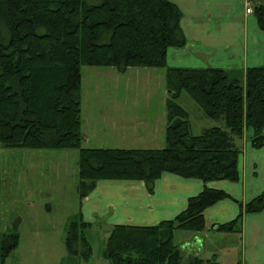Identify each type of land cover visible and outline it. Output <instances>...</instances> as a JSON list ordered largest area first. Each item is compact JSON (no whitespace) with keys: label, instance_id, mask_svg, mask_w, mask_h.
<instances>
[{"label":"trees","instance_id":"16d2710c","mask_svg":"<svg viewBox=\"0 0 264 264\" xmlns=\"http://www.w3.org/2000/svg\"><path fill=\"white\" fill-rule=\"evenodd\" d=\"M264 29V4L254 6ZM181 11L169 0H0V146L78 150L76 194L82 200L97 181H143L148 193L162 173L197 178L204 187L188 197L171 219L152 225L114 224L103 254L110 264H220L173 241L175 229L205 230L204 210L234 199L209 181L238 179L239 140L250 129V144L264 146V65L237 68L169 67L170 47L186 42ZM83 65L165 69L166 125L162 148L84 147L81 115ZM205 115L222 125L192 134L181 91ZM215 231L238 233L243 215L264 209V190ZM20 218L0 234V264L16 248ZM91 223L69 221L64 238L68 256L87 259L85 236Z\"/></svg>","mask_w":264,"mask_h":264},{"label":"crops","instance_id":"0c3cea01","mask_svg":"<svg viewBox=\"0 0 264 264\" xmlns=\"http://www.w3.org/2000/svg\"><path fill=\"white\" fill-rule=\"evenodd\" d=\"M169 1L175 3L181 11L180 25L186 42L182 47L168 48L167 66H213L244 71L249 66L264 65V29L259 26L254 15L245 12L243 0ZM256 2L264 4V0ZM127 101L129 100H113L104 104L115 105L120 111V106ZM125 111L127 110L116 119V122H120L116 124L119 129H123V126L127 128L131 126L136 135L140 134L147 139V142L155 137L149 133V122L144 121L143 115L138 116L136 111L133 116ZM138 126H141L139 131ZM83 132L84 146L88 136L85 135V130ZM162 142L164 144V135ZM238 145L241 147L237 161L238 179L236 181L222 179L206 183L209 187L225 190L236 201L230 198L222 199L207 207L204 210L205 230L192 233L179 244L187 250L200 253L205 259L215 254L216 261L220 264H264V209L243 215L241 230L238 233L215 231L216 224L229 221L238 214L239 202L244 203L264 190V146L255 148L247 139L240 140ZM121 148L160 147H149L147 143L144 147L122 146ZM203 187L204 182L200 179L184 178L173 173H162L154 181L151 193H148L143 181L105 179L97 181L95 188L82 200L80 207L91 206L92 210L106 207L104 210H115L116 214L129 216L144 210L151 222L149 225H152L176 216L186 207L188 197L195 195ZM16 217L20 218V231L22 218L17 215L11 219L9 227L0 229V234L10 229L11 222ZM124 220H126L124 223L119 222L116 217L114 221L117 222L112 226L133 224L126 216ZM86 222L91 223L89 220ZM20 244L21 241L18 239L16 248L10 252L3 264H6L8 259L18 261L17 264H36L51 254L50 251H37L41 249L38 246L34 247L33 242L27 243V246L25 244L22 248ZM67 258L66 249L62 251L58 248L52 260L56 264Z\"/></svg>","mask_w":264,"mask_h":264},{"label":"rangeland","instance_id":"374dc122","mask_svg":"<svg viewBox=\"0 0 264 264\" xmlns=\"http://www.w3.org/2000/svg\"><path fill=\"white\" fill-rule=\"evenodd\" d=\"M258 0H243L245 12L254 15V6L262 4ZM251 8L250 12L246 7ZM81 73V115L83 131L88 136L84 147H164L162 144L166 125V99L168 90L165 83V69L150 67H130L120 73L115 67L83 65ZM113 100H129L121 110L115 105H105ZM177 103L188 113L190 130L198 134L202 127L222 125L205 115L201 107L183 90ZM138 116L143 115L149 122V133L155 137L144 139L129 126L119 129L116 119L123 111ZM121 113V114H118ZM122 119V118H120ZM123 122V120H122ZM141 126H138V131ZM251 130L244 133L249 138ZM158 136V137H156ZM146 140V141H145ZM240 142V140H239ZM160 145V146H159ZM78 150L76 149H29L4 148L0 146V229L9 227L11 219L22 218L19 231L21 248L33 242L39 252L50 251L48 258L36 264H55L54 253L65 250L66 227L71 220H89L91 225L85 236L91 253L87 259L80 256L63 259L56 264H110L103 254L104 245L114 219L124 223L126 216L131 225H149V217L144 210L135 214L115 213L106 207L91 209L80 207L76 194ZM82 212V213H81ZM122 219V220H121ZM193 232L183 229L173 231V241L177 244L187 239ZM224 233V232H222ZM8 259L6 264H17Z\"/></svg>","mask_w":264,"mask_h":264},{"label":"built area","instance_id":"2783aa9c","mask_svg":"<svg viewBox=\"0 0 264 264\" xmlns=\"http://www.w3.org/2000/svg\"><path fill=\"white\" fill-rule=\"evenodd\" d=\"M246 11L247 12H250L251 11V8L249 6L246 7Z\"/></svg>","mask_w":264,"mask_h":264}]
</instances>
